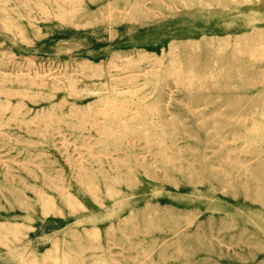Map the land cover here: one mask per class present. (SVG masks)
<instances>
[{"label": "rangeland", "instance_id": "1", "mask_svg": "<svg viewBox=\"0 0 264 264\" xmlns=\"http://www.w3.org/2000/svg\"><path fill=\"white\" fill-rule=\"evenodd\" d=\"M0 264H264V0H0Z\"/></svg>", "mask_w": 264, "mask_h": 264}]
</instances>
